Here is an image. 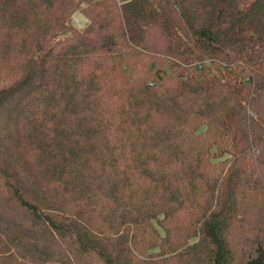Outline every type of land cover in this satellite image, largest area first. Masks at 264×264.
Masks as SVG:
<instances>
[{"label":"trees","instance_id":"1","mask_svg":"<svg viewBox=\"0 0 264 264\" xmlns=\"http://www.w3.org/2000/svg\"><path fill=\"white\" fill-rule=\"evenodd\" d=\"M260 191L264 0H0V264H264Z\"/></svg>","mask_w":264,"mask_h":264},{"label":"rangeland","instance_id":"2","mask_svg":"<svg viewBox=\"0 0 264 264\" xmlns=\"http://www.w3.org/2000/svg\"><path fill=\"white\" fill-rule=\"evenodd\" d=\"M73 20H74L75 24H78V26L81 27V28L84 27L86 25V23H87V18L85 19L79 14H75L73 16ZM252 201H253L254 204H257V203L261 202V205L260 206H258V205L254 206V210H252V212H250L249 214L244 215V217L242 218V222L245 221V220H250V218L255 217V216H258V218L263 216L262 210H264V195H263L262 191H260L259 196L253 198ZM153 224H154V226H156L158 231H160L161 236H163L164 235V231L158 226V224L156 222H153ZM170 230H173L176 233V231L174 229L171 228Z\"/></svg>","mask_w":264,"mask_h":264}]
</instances>
